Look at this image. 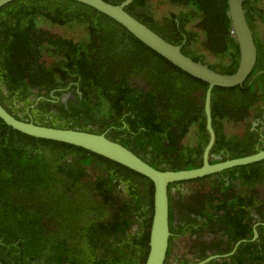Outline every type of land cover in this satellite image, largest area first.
Returning a JSON list of instances; mask_svg holds the SVG:
<instances>
[{
	"label": "trees",
	"instance_id": "1",
	"mask_svg": "<svg viewBox=\"0 0 264 264\" xmlns=\"http://www.w3.org/2000/svg\"><path fill=\"white\" fill-rule=\"evenodd\" d=\"M170 3L181 7L189 6L195 17L188 20L192 23V31L186 32L190 37L186 46H190L191 50L182 48L184 55L209 64L207 55L218 61L228 55L224 51L230 48L234 50L233 63H237L238 47L230 34L227 0H170ZM243 9L257 49L253 73L264 64V42L261 35L264 29L261 34L259 31L257 34L255 27V23L264 25V3L246 1ZM40 17L48 21L53 19L66 29L87 24L88 27L85 28L90 37L86 40L69 39L65 36L46 38L41 29ZM141 22L148 26V23ZM72 40L79 42L77 45L84 46L87 51L86 46L100 41L97 48H92L93 59L89 64L81 56L67 57L66 64V72L76 73L79 79L84 77L97 96L109 98L112 106L134 104L132 111L136 116L143 113L147 124L153 120L162 128L175 126L180 130L181 137L189 134L194 127L204 130L203 107L196 104L197 98H192L191 94L202 88L199 98L203 100L207 83L173 66L112 19L72 0H15L0 8V83L9 90L17 88L20 93L22 87L27 89L35 86L46 73L45 55L52 51L48 48ZM197 40L203 51L193 49L192 45ZM134 44L155 55L170 69L167 71L164 65L156 63L146 67L148 73H151L153 95L147 94L144 101L140 99V95L127 92H122L124 96L121 95L124 85L118 83V80H123L118 64L126 62L125 56L134 63L148 61L139 49L133 50ZM87 51L86 54L89 52ZM82 55L85 56L84 53ZM121 56H124V60H121ZM222 64L223 61L216 65L210 64L209 68L214 70L219 67V72L224 73L225 67ZM246 81L240 87L212 89L211 106L215 110L224 106L225 113L220 118L235 116L241 108L240 114H244L239 118L242 116L249 119L248 111L255 108L259 96L253 89L254 83L247 86ZM219 93H223L222 101L216 100ZM5 100L0 91L2 106ZM6 110L9 113L10 110L17 111ZM61 127L67 128L65 125ZM43 148L50 152H42ZM66 150L82 152H63ZM235 153L231 154L232 158L255 152L247 150ZM68 155L80 164L97 162L99 165H106L103 168L104 186L99 184L94 194L98 195L96 200L90 201L87 198L81 203L75 195H68L66 192H60L59 195L53 187L49 168L55 167V173L65 181L72 183L77 179L74 171L69 170L74 162L64 159ZM179 163L172 165L170 169L187 170L197 166L188 165L189 163L180 166ZM255 165L252 164L250 168L257 175ZM66 167L67 170L64 169ZM115 168L118 169L114 170ZM119 181L120 184L127 185L130 199L116 204L113 191ZM153 192L152 182L136 172L79 147L26 136L8 127L0 119V262L3 264H39L43 251L46 252L45 264H144L149 249ZM146 206H149L146 220L138 224V229L133 234L126 233L133 220L132 213L141 216V211ZM109 208L112 210L108 211ZM104 214L109 215L110 220L100 222L99 219ZM254 262L253 264H263L260 257L255 258Z\"/></svg>",
	"mask_w": 264,
	"mask_h": 264
},
{
	"label": "flooded vegetation",
	"instance_id": "2",
	"mask_svg": "<svg viewBox=\"0 0 264 264\" xmlns=\"http://www.w3.org/2000/svg\"><path fill=\"white\" fill-rule=\"evenodd\" d=\"M105 1L116 5L126 0ZM157 5L153 3V0H131L124 9L132 17H137L138 21L148 23L149 27H147L167 42L180 46V50L184 47H186L185 50H191L190 46H186L187 39H190L186 32L192 29V23L188 20L195 19V17L189 6L181 7L173 3L170 4L172 8L159 13L155 9ZM40 20L41 29L44 30L46 38L64 37L56 34L55 31L58 28H64L61 24H56L53 19L48 21L40 17ZM51 25L54 26L48 29ZM82 26L88 27L84 23ZM260 26L264 29V25L255 23L257 34ZM124 42L127 41L124 40ZM78 43L72 40V42L67 41L58 43L55 47H49L48 49L55 51L46 54L47 57L44 56L46 73L39 78V83L35 86H29L27 89L22 87L20 93L17 88L9 90L0 83V91L6 99L3 107L17 110L16 112L10 110V113L22 121L61 129H63L61 126L65 125L66 129L104 134L108 139L123 145L143 161L161 171H170V167L177 162H180V166L183 163H189L188 165L194 164L197 165L194 168H199L205 161L213 165L235 159L231 157V154L238 151L250 150L256 153L264 150V64L255 72H251L247 81L245 80L247 86L254 83L253 89L258 92L259 96L258 102H255V108H250L248 111L250 114H248V120L242 116L239 118L244 114H240L241 108L234 114L235 116L227 117L228 119L220 118V115L225 113L224 106L215 110L211 106L210 98V126L214 140L207 156L204 157L206 147L210 143V134L204 108L205 97L203 100L199 98L203 92L202 88L192 93L191 97L197 98L196 104L203 107L204 130L194 127L189 134L181 137L180 130L175 126L162 128L157 121L153 120L147 124L143 113L136 116L132 111L134 104L112 106L109 98L96 95L97 93L84 77L81 76L79 79L76 73H67L68 58L81 56L86 58L89 64V61L93 59L92 48H97L100 41L86 46L89 52L83 48L84 46L79 47ZM194 43V46L192 45L194 50L203 51L199 40ZM138 49L148 61L141 64L134 63L125 56L126 62L118 64V70L123 75L121 77L123 80H118V83L124 85L121 95L124 96L122 92L135 96L140 95V99L144 101L148 97L147 94L153 95L151 73H148L146 67L153 63L159 66L164 64L155 55L134 44L133 50ZM233 51L226 48L224 53L228 55L225 58L222 57L223 59L219 58L223 61L222 66L225 67L224 73L221 74H232L236 71L239 56L237 52V63H233ZM123 57L121 56V60H124ZM214 59L216 62L211 64L216 65L222 62L219 59L217 61L215 57ZM206 65L210 66L208 63ZM164 69L170 71L168 66ZM220 70L219 67L214 69L218 73ZM245 81L239 87L243 86ZM207 89L208 87L204 93ZM212 89L211 97L213 96ZM222 97L223 93H219L216 95V100L222 101ZM119 99L121 100L120 97ZM232 128H238L240 132H233ZM42 150V152H50L45 148ZM63 152L82 151L66 150ZM71 157L68 155L64 159L72 163L75 160ZM254 164H256L257 175L251 170L252 164H250L228 168L198 179L168 184L170 235L164 264H253L254 259L258 257L264 264V160ZM104 166L106 167L105 164L99 165L97 162L91 164L74 162L69 170L74 171L77 179L72 183L58 176L55 173V167L49 168L48 171L53 179V187L59 195L60 192L75 195L82 203L87 198L90 201L98 198V195L94 194L100 185L104 186ZM126 188L127 185L120 184L119 181L113 191L116 204L124 200L129 201L130 197ZM111 210L112 208L108 209V211ZM142 210L144 211H141V216L138 213H132L133 220L127 227L126 233L133 234L138 229V224L146 220L149 206ZM106 219L110 220V216L104 214L99 221ZM58 227L60 228L59 223ZM45 254L46 252L43 251V258H39V264H45Z\"/></svg>",
	"mask_w": 264,
	"mask_h": 264
},
{
	"label": "water",
	"instance_id": "3",
	"mask_svg": "<svg viewBox=\"0 0 264 264\" xmlns=\"http://www.w3.org/2000/svg\"><path fill=\"white\" fill-rule=\"evenodd\" d=\"M15 0H0V8ZM86 5L124 27L131 35L146 47L166 59L173 66L208 84L205 93V115L210 143L205 155L214 140L210 126V98L213 87L231 88L241 85L251 74L256 64L257 49L252 32L246 20L243 3L264 0H227V15L232 36L238 47V67L232 74H221L208 67L205 63L193 60L184 55L180 46L173 45L157 35L146 25L128 14L124 7L131 1L111 4L105 0H72ZM0 119L13 130L36 139H43L82 148L93 154L108 159L120 166L136 172L153 184V215L149 229L148 254L144 264H164L169 239V209L167 186L173 182L188 181L207 176L222 170L246 166L264 160V150L240 158L229 159L210 165L207 161L203 166L178 171H161L143 161L123 145L108 139L104 134H95L73 129H61L41 126L15 118L0 104ZM0 264H3L0 262Z\"/></svg>",
	"mask_w": 264,
	"mask_h": 264
},
{
	"label": "rangeland",
	"instance_id": "4",
	"mask_svg": "<svg viewBox=\"0 0 264 264\" xmlns=\"http://www.w3.org/2000/svg\"><path fill=\"white\" fill-rule=\"evenodd\" d=\"M160 2V4L157 5V3ZM153 3L155 5H157L155 7V9L157 11H159V13H163V12H166L169 8H172L171 7V3H170V0H153ZM258 30L260 32H262L263 28L262 26L258 27ZM57 33L56 34H60L62 36H65L69 39L73 38L75 40H79V39H85L86 38H89L90 37V34L89 32L86 30L85 27L81 26V25H77V26H74L73 28H70V29H56L55 30ZM263 37H262V40H264V33L262 34ZM207 58H208V62L209 64L213 63V62H216V60L214 59L213 56H210V55H207ZM232 131L233 132H236V133H239L240 132V129L238 128H232Z\"/></svg>",
	"mask_w": 264,
	"mask_h": 264
},
{
	"label": "clouds",
	"instance_id": "5",
	"mask_svg": "<svg viewBox=\"0 0 264 264\" xmlns=\"http://www.w3.org/2000/svg\"><path fill=\"white\" fill-rule=\"evenodd\" d=\"M230 34L232 35L231 30H230ZM183 170H184V169H183Z\"/></svg>",
	"mask_w": 264,
	"mask_h": 264
}]
</instances>
